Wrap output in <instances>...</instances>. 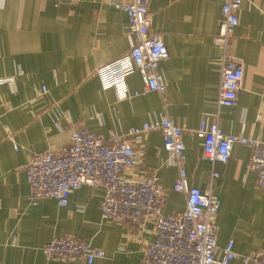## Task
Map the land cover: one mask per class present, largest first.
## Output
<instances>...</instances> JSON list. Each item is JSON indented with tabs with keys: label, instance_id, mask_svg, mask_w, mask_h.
Masks as SVG:
<instances>
[{
	"label": "crops",
	"instance_id": "crops-1",
	"mask_svg": "<svg viewBox=\"0 0 264 264\" xmlns=\"http://www.w3.org/2000/svg\"><path fill=\"white\" fill-rule=\"evenodd\" d=\"M120 1L0 0V264H87L45 258V242L69 235L103 250L91 264H139L154 238L149 223L105 217L100 185H81L64 206L51 197L30 202L24 166L33 153L67 146L75 126L107 136L164 116L185 129L189 184L220 200L217 247L232 239L238 255L227 264H242V255L264 251V187L249 167L248 146L236 143L226 162H211L195 130L206 118L223 133L264 140V0L241 1L225 48L243 70L230 107L218 104L223 52L214 44L226 0H149V32L161 36L169 53L159 62L164 93L142 92L138 72L126 80L137 96L119 100L113 88H103L96 68L132 41ZM138 139L140 163L125 174L156 170L163 214L182 211L185 196L173 189L178 167L163 149L161 132Z\"/></svg>",
	"mask_w": 264,
	"mask_h": 264
},
{
	"label": "built area",
	"instance_id": "built-area-1",
	"mask_svg": "<svg viewBox=\"0 0 264 264\" xmlns=\"http://www.w3.org/2000/svg\"><path fill=\"white\" fill-rule=\"evenodd\" d=\"M242 0H226L221 6V22L214 44L222 49V64L218 104L233 106L243 78L239 60L225 54V48L238 23L237 12ZM118 7L127 16V28L132 36L130 48L119 57L98 66L95 74L103 88H113L119 100L139 95L131 91L127 78L138 72L142 92L163 94L166 82L159 72V62L168 58L166 45L158 34L149 32L151 15L149 0H121ZM45 91V87H42ZM159 130L163 149L178 167L173 189L185 196L182 211L163 214L165 194L158 183L156 170L143 176L125 174L140 163L141 151L136 149L142 133ZM185 129L167 116L131 127L124 132H109L107 136L75 126L69 143L59 150L33 153L24 169L30 186L29 201L51 197L64 206L72 192L83 184L102 186L100 209L105 217L127 220L140 225L150 224L154 238L142 250L139 264H227L238 253L230 239L222 248L216 245V214L220 200L210 192L189 184L183 166ZM201 139L204 158L226 162L234 144L250 148L249 167L257 171V183L264 187V140L226 134L216 122L202 118L195 130ZM132 138V140H130ZM15 148L16 145H15ZM212 175H215L213 173ZM47 260L79 259L91 264L104 257L100 248L91 246L78 236L55 237L41 248ZM242 264H264V251L241 256Z\"/></svg>",
	"mask_w": 264,
	"mask_h": 264
}]
</instances>
